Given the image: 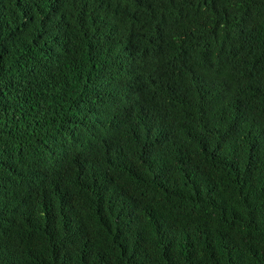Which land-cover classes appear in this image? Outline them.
Instances as JSON below:
<instances>
[{
    "label": "trees",
    "instance_id": "16d2710c",
    "mask_svg": "<svg viewBox=\"0 0 264 264\" xmlns=\"http://www.w3.org/2000/svg\"><path fill=\"white\" fill-rule=\"evenodd\" d=\"M0 264H264V0H0Z\"/></svg>",
    "mask_w": 264,
    "mask_h": 264
}]
</instances>
